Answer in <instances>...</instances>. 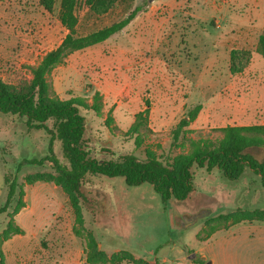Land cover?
I'll use <instances>...</instances> for the list:
<instances>
[{"label": "rangeland", "instance_id": "rangeland-1", "mask_svg": "<svg viewBox=\"0 0 264 264\" xmlns=\"http://www.w3.org/2000/svg\"><path fill=\"white\" fill-rule=\"evenodd\" d=\"M60 2L52 0L47 9L42 0H0V80L12 90L30 88L33 69L67 34ZM106 4L78 2V35L136 9L137 15L106 41L68 54L47 75L48 102H80L92 157L155 154L167 163L189 154L195 140L222 138L228 125H264V56L256 51L264 0ZM198 105L172 145L173 131ZM49 140L44 130L29 129L24 117L0 113V207L5 176L18 184L0 214V264H134L111 263L114 253H131L137 264H264V222L243 221L227 230L231 223L221 218L222 228L207 241L197 234L216 215L255 212L264 218V187L249 168L229 181L217 169L194 166L191 196L166 203L148 183L128 186L123 177L88 175L86 199L74 209L52 164L26 162L48 155ZM53 149L65 163L59 141ZM252 152L261 158L260 149ZM91 237L106 256H93Z\"/></svg>", "mask_w": 264, "mask_h": 264}, {"label": "trees", "instance_id": "trees-1", "mask_svg": "<svg viewBox=\"0 0 264 264\" xmlns=\"http://www.w3.org/2000/svg\"><path fill=\"white\" fill-rule=\"evenodd\" d=\"M79 1L61 0L59 19L68 32L62 42L48 52L33 69L30 88L26 91H14L8 84L0 80V113L24 117L29 129L44 130L50 136L48 155L26 162L41 166L46 163L52 164L58 175V180L69 192L70 202L74 209L78 208L81 201L86 199L82 183L88 175L123 177L128 186L148 183L165 203L171 199L186 200L191 195L194 191V166L206 168L208 172L217 169L229 181L238 180L244 170L249 168L260 176L261 185L264 187V125H228L222 128L224 132L222 138L216 141L195 140L192 142V150L189 154L167 163L162 162L155 154H148L144 159L138 158L134 154H126L118 160H99L91 156L85 141V117L81 113L80 102L75 99L48 102L46 100L47 75L53 66L68 54L104 42L122 31L135 18L138 9L111 25L86 35H78L76 29L79 19L76 7ZM85 1L90 4L96 2L101 6L106 3L109 6L115 2V0ZM42 3L45 8L51 9L52 0H42ZM256 51L264 56V29L258 38ZM200 108V105L194 107L189 111L187 117L179 122L173 131L172 145L178 142L183 129L196 118ZM145 112H148V109ZM50 121H52V127L48 126ZM56 140L61 144L65 163H62L55 155L53 143ZM255 149L261 150V158L252 152ZM5 184L7 197L3 206L0 207V214L6 212L18 190L16 178L10 179L6 175ZM19 193L23 195L21 188ZM221 218H225V223L230 221V225L243 221L264 222V218L255 212H247L244 215H219L207 220L205 227L198 233L199 239L205 241L221 229L218 222ZM75 220L76 225L82 223L80 215H76ZM76 232L79 230L76 229ZM204 235L206 236L202 238ZM97 246L98 242L94 237H91L90 247L94 249L93 256H106V253L99 250ZM116 261H129L134 264L140 262L131 253L126 255L114 253L110 257V262Z\"/></svg>", "mask_w": 264, "mask_h": 264}, {"label": "crops", "instance_id": "crops-1", "mask_svg": "<svg viewBox=\"0 0 264 264\" xmlns=\"http://www.w3.org/2000/svg\"><path fill=\"white\" fill-rule=\"evenodd\" d=\"M255 107H258L257 103H255ZM257 176H259V175H257ZM259 177H260V176H259ZM190 196H191V195H190ZM190 196H189V197H190ZM189 197H188V198H189ZM188 198H187V199H188ZM18 216H21V215H18ZM33 216H35V215H29V217H31V219L33 218ZM216 216H218V215H216ZM216 216H212V217H216ZM207 218H208V217H207ZM107 220H108V218H106V221H105V223H104V226L107 225ZM206 220H207V219H205V221H206ZM205 221H204V222H205ZM248 222H256V221H248ZM257 222H262V221H257ZM241 223H243V222H241ZM238 224H240V223H238ZM238 224L230 225L229 228H228L227 230H229L232 226H235V225H238ZM26 228H27V227H26ZM28 228H29V227H28ZM201 228H202V227H201ZM198 233H199V232H198ZM198 233H197V234H198ZM216 233H217V232H216ZM214 234H215V233H214ZM214 234H213V235H214ZM213 235H212V236H213ZM212 236H211V237H212ZM206 241H207V240H206ZM198 255L201 256V258H202L203 260L206 259V256H204L203 254H200V253H199ZM14 264H18V263H14Z\"/></svg>", "mask_w": 264, "mask_h": 264}, {"label": "water", "instance_id": "water-1", "mask_svg": "<svg viewBox=\"0 0 264 264\" xmlns=\"http://www.w3.org/2000/svg\"><path fill=\"white\" fill-rule=\"evenodd\" d=\"M195 255L196 254L193 253V254L189 255V258L192 259L193 257H195ZM208 264H210V263H208Z\"/></svg>", "mask_w": 264, "mask_h": 264}]
</instances>
